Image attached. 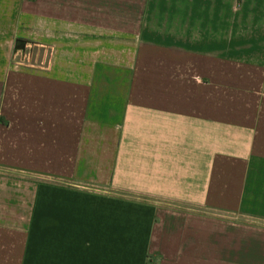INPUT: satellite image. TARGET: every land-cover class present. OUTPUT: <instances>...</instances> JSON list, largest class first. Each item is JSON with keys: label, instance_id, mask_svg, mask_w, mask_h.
<instances>
[{"label": "crops", "instance_id": "0c3cea01", "mask_svg": "<svg viewBox=\"0 0 264 264\" xmlns=\"http://www.w3.org/2000/svg\"><path fill=\"white\" fill-rule=\"evenodd\" d=\"M150 262L264 264V0H0V264Z\"/></svg>", "mask_w": 264, "mask_h": 264}, {"label": "rangeland", "instance_id": "374dc122", "mask_svg": "<svg viewBox=\"0 0 264 264\" xmlns=\"http://www.w3.org/2000/svg\"><path fill=\"white\" fill-rule=\"evenodd\" d=\"M11 62L18 67H47L50 54L46 53L39 44H29L25 41L15 45L10 50Z\"/></svg>", "mask_w": 264, "mask_h": 264}, {"label": "built area", "instance_id": "2783aa9c", "mask_svg": "<svg viewBox=\"0 0 264 264\" xmlns=\"http://www.w3.org/2000/svg\"><path fill=\"white\" fill-rule=\"evenodd\" d=\"M148 264H154V263H151V262H150V263H148Z\"/></svg>", "mask_w": 264, "mask_h": 264}]
</instances>
